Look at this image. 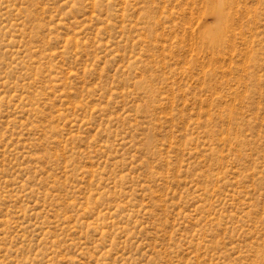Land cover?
<instances>
[{
	"label": "rangeland",
	"instance_id": "rangeland-1",
	"mask_svg": "<svg viewBox=\"0 0 264 264\" xmlns=\"http://www.w3.org/2000/svg\"><path fill=\"white\" fill-rule=\"evenodd\" d=\"M0 264H264V0H0Z\"/></svg>",
	"mask_w": 264,
	"mask_h": 264
}]
</instances>
